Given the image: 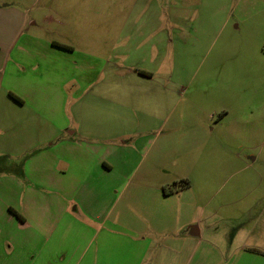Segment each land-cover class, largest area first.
<instances>
[{
  "label": "rangeland",
  "instance_id": "374dc122",
  "mask_svg": "<svg viewBox=\"0 0 264 264\" xmlns=\"http://www.w3.org/2000/svg\"><path fill=\"white\" fill-rule=\"evenodd\" d=\"M85 10L94 30L66 39L94 50L108 85L88 112L123 111L117 90L127 86L136 103L147 85L109 86L110 77L145 80L134 71L145 69L165 84L163 107L130 105L136 118L163 111L165 119L118 136L116 144L131 145L141 161L124 185L115 184L116 208H157L165 231L200 224L213 255L200 263L201 246L188 260L194 249H182L181 264H264V0H94ZM179 180L188 187L162 193ZM113 238L103 228L94 240Z\"/></svg>",
  "mask_w": 264,
  "mask_h": 264
},
{
  "label": "crops",
  "instance_id": "0c3cea01",
  "mask_svg": "<svg viewBox=\"0 0 264 264\" xmlns=\"http://www.w3.org/2000/svg\"><path fill=\"white\" fill-rule=\"evenodd\" d=\"M91 6L94 0H0V264H181L182 249H194L188 260L197 246L206 261L214 248L200 224L165 231L157 208L115 206V184L124 185L141 161L131 145L116 144L120 135L165 119L163 111L136 118L130 105L163 107L165 84L145 69H134L145 80L110 77L109 86L147 85L136 103L127 86L117 90L123 111L88 112L108 85L94 50L66 38L94 30ZM110 68L115 74V59ZM103 228L114 238L94 240Z\"/></svg>",
  "mask_w": 264,
  "mask_h": 264
},
{
  "label": "trees",
  "instance_id": "16d2710c",
  "mask_svg": "<svg viewBox=\"0 0 264 264\" xmlns=\"http://www.w3.org/2000/svg\"><path fill=\"white\" fill-rule=\"evenodd\" d=\"M60 47L68 48L65 45H61ZM141 73L146 74L145 71H141ZM186 187H188V182L186 180L172 181L171 183L162 186V192L164 193V195H169L172 193H176Z\"/></svg>",
  "mask_w": 264,
  "mask_h": 264
}]
</instances>
